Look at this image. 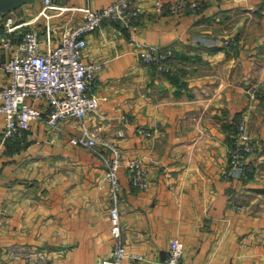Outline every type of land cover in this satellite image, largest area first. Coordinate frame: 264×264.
I'll use <instances>...</instances> for the list:
<instances>
[{
	"label": "crops",
	"instance_id": "0c3cea01",
	"mask_svg": "<svg viewBox=\"0 0 264 264\" xmlns=\"http://www.w3.org/2000/svg\"><path fill=\"white\" fill-rule=\"evenodd\" d=\"M112 1L58 0L60 9L48 10L55 41L83 20L78 7ZM157 1L141 0L131 25L106 21L90 32L84 53L105 61L94 91L106 99L87 124L149 171V187L138 189L121 169L124 242L145 257L125 264H157L175 237L186 244V264H264V0H187L199 6L183 13L158 10ZM43 4L0 12V86L25 31L37 27L45 38ZM232 36L237 45L222 44ZM150 46L171 48L179 72L143 62ZM243 114L259 142L249 172L229 162ZM5 122L0 114V264H97L111 255L110 185L100 147L71 141L80 119L60 128L34 119L19 139L4 138Z\"/></svg>",
	"mask_w": 264,
	"mask_h": 264
},
{
	"label": "built area",
	"instance_id": "2783aa9c",
	"mask_svg": "<svg viewBox=\"0 0 264 264\" xmlns=\"http://www.w3.org/2000/svg\"><path fill=\"white\" fill-rule=\"evenodd\" d=\"M198 6V1L187 0L167 3L158 0L156 3L158 10L173 13L194 10ZM49 9H60L58 0H44L40 11V15L47 17L45 38H42L41 30L37 27L26 30L21 49L1 66L10 76L9 82L0 86V114L5 116L6 121L4 138H21L34 119L45 118L50 126L60 128L66 119L79 118L80 133L72 136L71 141L89 148L100 147L98 153L105 165V179L109 182L112 195L110 219L114 237L113 250L111 255L103 257L97 264H125L130 256L144 259L142 255L130 253L124 242L120 217L121 169H127L131 185L138 189L149 187V171L142 159L126 161L116 139L99 135L87 124L88 115L96 113L106 99V96H100L94 91L98 72L103 69L105 61H89L84 57L89 45L87 35L106 21L133 24L143 13L141 0H113L100 9L78 7L84 12L83 20L75 26L65 28L57 42L53 35ZM2 40L6 47L13 45L9 35ZM222 44L237 45L238 40L232 36L223 39ZM139 54L146 64L170 74L179 72L171 63L173 50L169 47L150 46L142 49ZM259 90L254 89L253 94ZM140 132L151 134L145 128H140ZM258 147L259 142L248 127V116L243 114L229 143L230 166L242 171L254 170L250 157ZM185 250L184 241L172 238L167 256L158 260L157 264H186Z\"/></svg>",
	"mask_w": 264,
	"mask_h": 264
},
{
	"label": "water",
	"instance_id": "95a60500",
	"mask_svg": "<svg viewBox=\"0 0 264 264\" xmlns=\"http://www.w3.org/2000/svg\"><path fill=\"white\" fill-rule=\"evenodd\" d=\"M36 0H0V12L14 11L24 4L34 3Z\"/></svg>",
	"mask_w": 264,
	"mask_h": 264
},
{
	"label": "trees",
	"instance_id": "16d2710c",
	"mask_svg": "<svg viewBox=\"0 0 264 264\" xmlns=\"http://www.w3.org/2000/svg\"><path fill=\"white\" fill-rule=\"evenodd\" d=\"M231 140H232V138H231ZM231 140H230V142H231Z\"/></svg>",
	"mask_w": 264,
	"mask_h": 264
}]
</instances>
